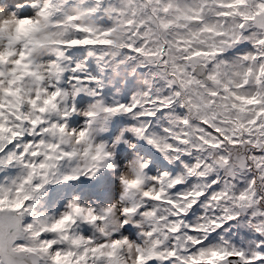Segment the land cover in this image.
<instances>
[{
	"label": "snow or ice",
	"instance_id": "obj_1",
	"mask_svg": "<svg viewBox=\"0 0 264 264\" xmlns=\"http://www.w3.org/2000/svg\"><path fill=\"white\" fill-rule=\"evenodd\" d=\"M0 264H264V0H0Z\"/></svg>",
	"mask_w": 264,
	"mask_h": 264
}]
</instances>
